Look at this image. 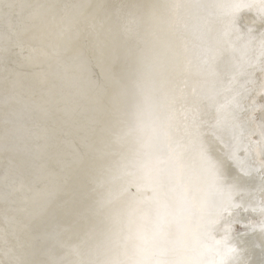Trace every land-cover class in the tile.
<instances>
[{
  "label": "snow or ice",
  "instance_id": "snow-or-ice-1",
  "mask_svg": "<svg viewBox=\"0 0 264 264\" xmlns=\"http://www.w3.org/2000/svg\"><path fill=\"white\" fill-rule=\"evenodd\" d=\"M188 6L199 11L161 15L162 30L170 28L176 39L155 50L147 78L132 82L127 121L97 145L100 153L119 155H105L94 165L111 161L108 171L90 173L89 207L82 217L87 224L75 234L70 254L76 258L53 264H252L242 258L227 224L223 235L217 233L222 214L243 207L236 197L254 178V169L239 165L241 174L231 175L227 161L215 157L204 137L222 142L230 135L236 141L231 158L239 160L256 51L264 72V32L242 33L235 17L242 9H256L264 24V0L223 5L232 19L219 31L209 26L211 5ZM100 7H80L89 42L102 54L116 49L120 55L125 41L139 33L141 20L123 12L100 13ZM165 72L175 78H151ZM259 173L264 193V160ZM260 212L264 217V204ZM260 230L264 255V219Z\"/></svg>",
  "mask_w": 264,
  "mask_h": 264
},
{
  "label": "water",
  "instance_id": "water-1",
  "mask_svg": "<svg viewBox=\"0 0 264 264\" xmlns=\"http://www.w3.org/2000/svg\"><path fill=\"white\" fill-rule=\"evenodd\" d=\"M148 1L0 0V264L76 258L70 254L75 234L87 224L82 217L89 207L90 173L108 171L111 161L94 165L105 155H119L100 153L97 145L127 121L132 82L147 78L155 50L174 39L166 38L173 35L170 28L155 38L156 24L144 10L157 18V0H151L156 7ZM216 2L211 7L222 17L225 9ZM247 2L259 0H238ZM96 3L100 13L141 20L120 55L116 49L102 54L89 42L80 7ZM242 11L236 19L241 32L260 25L255 10ZM151 78L175 77L165 72ZM256 98L247 115L260 146L254 160L261 162L264 92Z\"/></svg>",
  "mask_w": 264,
  "mask_h": 264
},
{
  "label": "bare ground",
  "instance_id": "bare-ground-1",
  "mask_svg": "<svg viewBox=\"0 0 264 264\" xmlns=\"http://www.w3.org/2000/svg\"><path fill=\"white\" fill-rule=\"evenodd\" d=\"M151 1V0H150ZM148 1L149 5L154 4L153 1ZM217 0H155V5H152L153 7L157 8V18L153 17L154 14L149 13V11L144 10V15L146 17L150 18V23L156 24L154 36L156 38V35L160 32L164 36L167 30H162L161 24V15L167 14L172 15L175 13L178 9L179 14L181 16L187 17L188 15L192 14L193 12H197L199 10L193 9L189 7L188 5L195 3H200L204 5H211L215 6L217 4ZM220 2L223 5H226L228 3V0H220ZM238 3V0H231V3ZM241 2V0H240ZM212 3V4H211ZM217 6V5H216ZM224 8V7H221ZM215 8H210L208 10V19L210 21L209 26L212 27L214 30L219 31L222 29L223 23L226 21H229L232 19V17H228L223 15L222 17H217L219 15L215 14ZM143 11V9H142ZM245 11H242L238 13L235 17V20L237 17L241 19L242 13ZM143 15V13H142ZM158 26V27H157ZM253 28V27H252ZM159 29V30H158ZM253 30V29H252ZM244 34L248 33V30L245 32H242ZM256 37H259V33H256ZM259 34V35H258ZM187 35V33H186ZM174 38L176 39L175 34H169L166 36V38ZM154 38V39H155ZM167 40V39H165ZM250 50L248 52V55L250 56ZM258 54V53H257ZM253 53L251 52V56ZM259 60V59H258ZM206 143L210 144L212 149L215 152V157H218L220 159H224L227 161L228 165V172L231 173V175H240V166L239 165H250V161L246 162H239L237 160H233L231 158L230 149L231 146L234 145L235 140L232 139L230 135H225L223 138V141H217L215 138H209L208 136L204 137ZM237 154V153H236ZM246 186V185H245ZM258 197L255 196H246L244 197L241 202L243 203L242 211L241 212H235L234 209H232V214L229 216L227 212L222 214V218L220 221V234L219 236L223 235L222 227L227 224L231 228V235L233 237V243H236L238 246L241 247V256L242 258H246L249 261L252 262V264H264V255L261 254V250L259 247L260 239H261V230H260V223L262 220V216L257 215L256 212H254V208L257 203ZM226 219V220H225ZM244 249H248V251H244Z\"/></svg>",
  "mask_w": 264,
  "mask_h": 264
},
{
  "label": "rangeland",
  "instance_id": "rangeland-1",
  "mask_svg": "<svg viewBox=\"0 0 264 264\" xmlns=\"http://www.w3.org/2000/svg\"><path fill=\"white\" fill-rule=\"evenodd\" d=\"M256 12L253 11L254 13V20H257V22L260 24L258 26L253 27V32L255 35H257L256 33L261 34V32H264V24H262L260 22V13L256 10L253 9ZM244 15V14H243ZM243 15H241V18L243 17ZM258 34V35H259ZM251 51V50H250ZM252 52V51H251ZM251 52H250V56H251ZM253 53V52H252ZM258 53V54H257ZM255 56H256V70L253 72L251 80L253 81L252 84L248 85V87L250 88L249 93L247 94V97L244 101L245 105L247 106L248 111L245 112L243 115L246 117L247 122L243 125L241 131L243 133L241 140H240V148L237 151L238 154L237 156L239 157V162H246V161H250V165L254 170L252 171V177H254L253 179H250V182L244 186L242 194L240 196L236 197L237 203H241V200L246 197V196H255L256 198L258 197L257 203L255 206V208L253 209L254 212H256L257 215H261L260 209L262 204H264V193L261 192L260 190V186H261V182H260V178H259V166H260V162L256 160H254V157L258 159V155H259V142H254L258 139H255L253 141V135L255 134L254 131V127H253V123L250 122V119L248 118L247 113L249 112V108L251 106L252 103H255L257 100L256 97H259V95L261 93H263L264 91H262V78H264V72L260 71L259 68V60L260 59V54L258 51L255 52ZM257 131V130H256ZM258 132V131H257ZM261 133V131H260ZM260 133L258 132V134L260 135ZM250 137L252 138V141H250ZM236 143V141H235ZM234 143V145H235ZM245 149H247L245 151ZM235 212H241L242 211V207L239 208H235L234 209ZM262 219H264V217H262ZM226 220V219H225Z\"/></svg>",
  "mask_w": 264,
  "mask_h": 264
}]
</instances>
